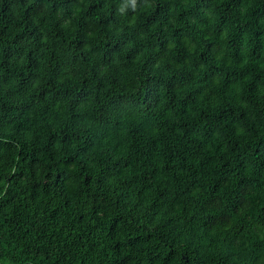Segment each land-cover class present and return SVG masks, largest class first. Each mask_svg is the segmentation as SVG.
I'll return each instance as SVG.
<instances>
[{"label":"trees","instance_id":"trees-1","mask_svg":"<svg viewBox=\"0 0 264 264\" xmlns=\"http://www.w3.org/2000/svg\"><path fill=\"white\" fill-rule=\"evenodd\" d=\"M0 264H264V0H0Z\"/></svg>","mask_w":264,"mask_h":264}]
</instances>
